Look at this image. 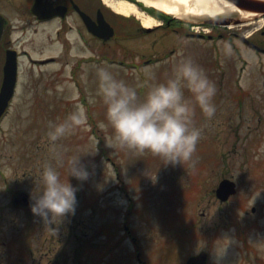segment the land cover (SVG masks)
I'll return each instance as SVG.
<instances>
[{
    "label": "rangeland",
    "instance_id": "obj_1",
    "mask_svg": "<svg viewBox=\"0 0 264 264\" xmlns=\"http://www.w3.org/2000/svg\"><path fill=\"white\" fill-rule=\"evenodd\" d=\"M95 2L110 12L115 28L105 47L86 46L75 28L59 37L56 21L32 22L24 12L27 0H0L20 52L15 96L0 121V264H184L199 251L207 253V264H247L240 252L244 237L264 261V55L240 39L247 21L215 26L204 23L206 15L168 14L167 24L153 15L154 28L142 32L135 15ZM182 56L194 58L217 86L214 115L196 109L195 163H164L150 151L112 144L94 66L110 65L143 98ZM1 77L0 71V83ZM76 107L86 110V123L51 141L49 122ZM88 150L94 152L81 159L90 162L91 174L83 181L69 177L78 188L76 211L57 220L56 232L30 207L42 168L50 163L66 178L69 158ZM223 177L237 183V192L221 202L214 191ZM24 193L29 202L21 200ZM254 220L261 223L252 231Z\"/></svg>",
    "mask_w": 264,
    "mask_h": 264
},
{
    "label": "clouds",
    "instance_id": "obj_2",
    "mask_svg": "<svg viewBox=\"0 0 264 264\" xmlns=\"http://www.w3.org/2000/svg\"><path fill=\"white\" fill-rule=\"evenodd\" d=\"M223 47L226 54L231 52L229 42L225 41ZM94 72L96 96L105 105L107 123L113 130L112 144L141 153L150 151L161 156L164 163H195L193 155L201 136V129L194 122L196 109L199 107L207 117L216 111L217 86L203 66L191 56L180 57L171 75L154 82L143 98L137 86L120 77L110 65L97 64ZM86 121V110L76 107L58 122H49V138L58 141ZM89 152L94 151H81L69 158L66 178L50 163L42 168V182L33 194L30 207L56 232L58 228L54 225L75 214L78 188L69 177L81 181L89 177L90 162L81 159L82 154Z\"/></svg>",
    "mask_w": 264,
    "mask_h": 264
},
{
    "label": "flooded vegetation",
    "instance_id": "obj_3",
    "mask_svg": "<svg viewBox=\"0 0 264 264\" xmlns=\"http://www.w3.org/2000/svg\"><path fill=\"white\" fill-rule=\"evenodd\" d=\"M8 2V0H5ZM36 0H27V6L24 8L25 14L29 15V18L32 22L45 24L50 21H56L58 23L55 33L61 37L69 30L75 28L76 32L79 35V38L83 40V43L86 46H90L91 43L96 42L100 46L105 47L108 45V41H104L98 36H95L94 33L88 28V23H90L92 29L94 26H99L98 18L103 15L106 19L109 16L110 12L104 8L102 5L97 4L95 0H41V2L34 6ZM0 13L5 17L1 10ZM108 20V19H107ZM171 21V18L167 20V24ZM260 22V23H259ZM258 24V25H257ZM11 24L8 22L5 17V23L3 27V32L0 37V71L3 70V64L6 57V52L8 48H15L14 43L16 39L10 38L8 35V28ZM160 26V25H159ZM157 26V27H159ZM140 31H144L140 26L138 27ZM248 47L252 53L264 54V13L255 14L251 17L248 23ZM106 28L101 25V29L97 28V31L100 32L99 35H102ZM146 31V30H145ZM69 42V41H68ZM17 50V48H15ZM109 50H103L102 53H107ZM131 52V51H130ZM17 53H20L17 50ZM22 53H28L23 51ZM19 55V54H18ZM264 73V72H263ZM262 73V74H263ZM262 91L263 99L262 104L264 107V74L262 75ZM253 87V86H251ZM251 93V91H250ZM264 119V118H263ZM264 164V162H263ZM263 182H264V167H263ZM252 212L255 211V207L251 209ZM260 220H254L251 222L252 231L254 228H260ZM251 228V227H250ZM260 233V230L257 234ZM241 235V232L238 233V236ZM242 250L240 251L243 255V260L247 264H264V261L259 258L260 249L254 245L253 241L246 240L242 243Z\"/></svg>",
    "mask_w": 264,
    "mask_h": 264
},
{
    "label": "bare ground",
    "instance_id": "obj_4",
    "mask_svg": "<svg viewBox=\"0 0 264 264\" xmlns=\"http://www.w3.org/2000/svg\"><path fill=\"white\" fill-rule=\"evenodd\" d=\"M147 6H153L167 13L181 17L197 18L201 15L213 17L225 10L236 12L243 21L251 17L252 12L237 9L226 0H140ZM106 4L117 13L133 14L145 27L155 25L156 19L141 11L133 2L127 0H105Z\"/></svg>",
    "mask_w": 264,
    "mask_h": 264
},
{
    "label": "water",
    "instance_id": "obj_5",
    "mask_svg": "<svg viewBox=\"0 0 264 264\" xmlns=\"http://www.w3.org/2000/svg\"><path fill=\"white\" fill-rule=\"evenodd\" d=\"M234 4L237 8L241 10L264 12V0H228ZM233 19L228 18H211L207 19V22L228 24ZM234 23L239 22L238 19L233 20ZM104 24L107 26L105 34L102 35L105 39L109 38L113 34V27L104 20ZM3 28V17L0 16V35ZM96 33V31H94ZM98 34V33H96ZM3 81L0 89V117L4 114L9 101L14 93L16 79H17V63L16 56L14 52H7L6 61L3 69ZM235 192L234 183L228 179H223L220 181L218 188L216 189V194L222 200L227 199V197ZM24 203L28 202L29 198L23 196L21 199ZM206 253L199 252L196 255L190 256L186 264H205Z\"/></svg>",
    "mask_w": 264,
    "mask_h": 264
},
{
    "label": "trees",
    "instance_id": "obj_6",
    "mask_svg": "<svg viewBox=\"0 0 264 264\" xmlns=\"http://www.w3.org/2000/svg\"><path fill=\"white\" fill-rule=\"evenodd\" d=\"M106 152V151H105Z\"/></svg>",
    "mask_w": 264,
    "mask_h": 264
}]
</instances>
